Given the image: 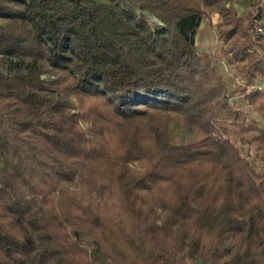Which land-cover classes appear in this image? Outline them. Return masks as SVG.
<instances>
[{
    "label": "trees",
    "instance_id": "trees-1",
    "mask_svg": "<svg viewBox=\"0 0 264 264\" xmlns=\"http://www.w3.org/2000/svg\"><path fill=\"white\" fill-rule=\"evenodd\" d=\"M239 2L0 0V264H264V0Z\"/></svg>",
    "mask_w": 264,
    "mask_h": 264
},
{
    "label": "rangeland",
    "instance_id": "rangeland-1",
    "mask_svg": "<svg viewBox=\"0 0 264 264\" xmlns=\"http://www.w3.org/2000/svg\"><path fill=\"white\" fill-rule=\"evenodd\" d=\"M98 1L109 2L110 0H98ZM250 1L251 0H240V2L237 4V8L240 13H245L246 11L250 9ZM135 9L136 11L141 12L138 7H135ZM143 14L153 25L159 24L161 22L154 15H151L147 12H143ZM4 21L5 19L0 18V23H3ZM218 21H219V16L217 15H213L212 20L207 17L202 18L201 23L198 26L196 33H195V44L199 50L206 51L209 53H212L214 51V47L217 44L216 23ZM0 65L2 66V70L6 74H13L15 71L22 68V64L19 58L13 57V56H3L2 54H0ZM215 65L224 74L228 86L231 89H233L238 82V78L236 77L235 70L225 61H220V60L215 59ZM30 68L31 67L26 68V71H28ZM46 69H50V67L47 66ZM55 77H56L55 75H52L50 73L43 74V78H46V79H54ZM260 84L264 86V79L261 81ZM60 99L62 101L68 102L73 112H77L79 110L80 100L74 94L72 95L62 94L60 96ZM231 101H235L237 104L248 109L247 103L245 102L244 97L242 95H236L232 97ZM251 116H254L258 120V123L262 127H264V121L260 114L256 112H251ZM84 125H86V123H84ZM180 137L182 140H185V141L191 138L190 136L182 132L180 133ZM259 162H260L259 157H256L255 163L259 164Z\"/></svg>",
    "mask_w": 264,
    "mask_h": 264
},
{
    "label": "crops",
    "instance_id": "crops-1",
    "mask_svg": "<svg viewBox=\"0 0 264 264\" xmlns=\"http://www.w3.org/2000/svg\"><path fill=\"white\" fill-rule=\"evenodd\" d=\"M215 15H217V14H215ZM217 16H219V15H217ZM221 21V18H220V16H219V21L216 23V25L219 23ZM216 40H217V33H216ZM262 85V84H261Z\"/></svg>",
    "mask_w": 264,
    "mask_h": 264
}]
</instances>
